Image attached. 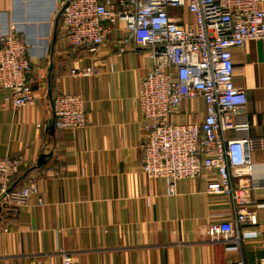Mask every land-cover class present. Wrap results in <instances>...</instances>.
I'll use <instances>...</instances> for the list:
<instances>
[{"label":"crops","instance_id":"0c3cea01","mask_svg":"<svg viewBox=\"0 0 264 264\" xmlns=\"http://www.w3.org/2000/svg\"><path fill=\"white\" fill-rule=\"evenodd\" d=\"M61 2L0 0V36L17 24L35 91L34 103L14 107L9 91L0 89V158L25 159L11 188H38L27 204L0 210V264H62L65 252L80 264H264V188L251 207L257 224H240L227 239L211 238L210 224L233 221L235 213L228 196L207 192L210 171L179 180L172 194L168 179H149L141 170L147 135L137 94L154 63L148 49H132L133 34L119 25L95 51L71 45L62 35ZM119 43L129 47L122 55ZM233 62L234 83L248 97L241 121L249 129L227 136L264 138V38L234 48ZM91 65L97 74L71 73ZM61 92L84 97V126L58 127L53 103ZM184 108L172 119L202 121L201 98ZM41 154L48 156L38 166ZM251 158L264 163V149Z\"/></svg>","mask_w":264,"mask_h":264},{"label":"built area","instance_id":"2783aa9c","mask_svg":"<svg viewBox=\"0 0 264 264\" xmlns=\"http://www.w3.org/2000/svg\"><path fill=\"white\" fill-rule=\"evenodd\" d=\"M59 17L62 35L73 46L95 51L119 25L133 34L132 49H148L154 63L139 81L137 94L147 135L142 172L149 179H168L175 194L179 180L210 171L207 192L228 196L235 213L233 221L210 224L213 239L229 238L240 224H257L251 207L256 190L264 188V163L254 162L251 154L264 149V138L231 139L227 132L249 129V123L241 121L248 97L245 88L234 83L233 49L264 38V0H62ZM127 50L119 43V55ZM98 72L95 65L71 71L80 77ZM32 73L26 42L13 22L0 36V89L9 91L12 106L34 103ZM195 98L206 107L200 123L172 119ZM53 109L59 128L76 129L87 122L79 93H59ZM25 164L22 155L0 158L2 209L27 204L38 193L35 183L10 187ZM62 264L80 263L65 252Z\"/></svg>","mask_w":264,"mask_h":264},{"label":"water","instance_id":"95a60500","mask_svg":"<svg viewBox=\"0 0 264 264\" xmlns=\"http://www.w3.org/2000/svg\"><path fill=\"white\" fill-rule=\"evenodd\" d=\"M55 127V124L52 123L51 124V130H53ZM48 154H41V156L39 157L38 160V166H43L46 163V158H47ZM2 209V207L0 206V210Z\"/></svg>","mask_w":264,"mask_h":264},{"label":"trees","instance_id":"16d2710c","mask_svg":"<svg viewBox=\"0 0 264 264\" xmlns=\"http://www.w3.org/2000/svg\"><path fill=\"white\" fill-rule=\"evenodd\" d=\"M18 176V175H17ZM16 177V176H15Z\"/></svg>","mask_w":264,"mask_h":264}]
</instances>
